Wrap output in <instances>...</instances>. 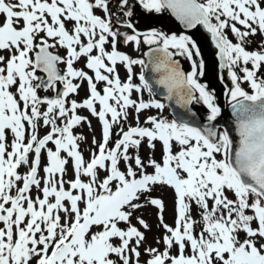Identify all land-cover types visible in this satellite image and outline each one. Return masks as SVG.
<instances>
[{
	"label": "snow or ice",
	"instance_id": "snow-or-ice-1",
	"mask_svg": "<svg viewBox=\"0 0 264 264\" xmlns=\"http://www.w3.org/2000/svg\"><path fill=\"white\" fill-rule=\"evenodd\" d=\"M165 15L182 30L153 25ZM201 29L218 65L190 34ZM258 35L264 0H0V264H264ZM209 73L238 140L216 123ZM173 102L184 111L169 120ZM82 109L101 125L87 160ZM158 190L172 194V224ZM146 207L161 247H145Z\"/></svg>",
	"mask_w": 264,
	"mask_h": 264
},
{
	"label": "rangeland",
	"instance_id": "rangeland-1",
	"mask_svg": "<svg viewBox=\"0 0 264 264\" xmlns=\"http://www.w3.org/2000/svg\"><path fill=\"white\" fill-rule=\"evenodd\" d=\"M153 25L161 28L164 31H168L169 29H171L172 31H181L182 29L175 23V21L172 20L171 17L165 15L164 16V20L163 19H158L156 21H153ZM252 43L249 46V50H254L258 47V45L264 41V37L261 36H255L251 38ZM201 44V48L202 51L204 50V55L203 58H205V61L208 65H213V64H217L216 59H213V56H211V54L209 53V51L207 50V47L204 48V46L202 45L201 41H198ZM211 45L213 46V44L211 43ZM122 49L127 50L128 52L131 53V55L133 57L139 56L140 53L135 52L131 47H124L123 45H121ZM183 65L185 67V70L188 71L190 70V62L184 61L181 58ZM136 72L139 73L140 68L139 66H137L136 68ZM124 70L123 68L120 69V74L121 77L124 78L125 74H124ZM209 79H212V83L213 85L216 87V89L218 88V90H216V95H217V100L221 102V104L223 105H230L228 98L224 95V88L223 86H221L219 84V82L215 79L212 78L211 73H209ZM138 83V82H137ZM246 89H247V85H243ZM86 95V91L84 89L81 90L80 92V96L78 97H73L75 99L81 100L85 97ZM144 97L145 99H148V93L145 92L144 93ZM162 101V100H161ZM163 102V101H162ZM197 108V107H196ZM197 111L201 114L200 117L202 120H204V116L205 113L201 112L198 108ZM80 114L84 115V116H88V119L91 121V128H89L87 125H85L82 128H77L75 129L76 134H83L86 137L85 141L81 142V150L84 154L85 159L87 160L89 158V153L90 150L93 149V145H92V139L93 137H95L97 140L101 139V125L98 122V120L95 117H92L87 110H80ZM147 114H156V110L153 109L150 111V113ZM147 114H143L141 116V119L144 118V115ZM163 115L168 118L169 120L173 119V115L169 112L168 108H166L163 112ZM222 129V128H221ZM44 132H46V129H42L41 130V135L44 134ZM117 137H113V139H116ZM157 158H159V152H157ZM21 171H24V169H22ZM72 178V174H71V169H69V173L68 176L66 177V179H71ZM154 196H158L161 199H163L167 205V212L165 213V220L167 223L172 224L173 223V217H172V194L170 191L167 190H158L155 192ZM137 215H142L143 218L150 224L151 226V231L147 232V241L145 244V247L151 246V247H161L160 245L156 244V240L159 239V237L162 235L163 233V229L158 227V218H157V210L153 207H146L144 209H141L140 212L137 213ZM135 223V221H133ZM143 231V229H141ZM142 253H143V249H141ZM148 257L146 255H142L141 256V264H143V261L146 260Z\"/></svg>",
	"mask_w": 264,
	"mask_h": 264
},
{
	"label": "water",
	"instance_id": "water-1",
	"mask_svg": "<svg viewBox=\"0 0 264 264\" xmlns=\"http://www.w3.org/2000/svg\"><path fill=\"white\" fill-rule=\"evenodd\" d=\"M201 37H202L201 42H202V45L204 46V48L207 47V50L209 51L211 56H214V51L211 48L210 43H209L210 39L206 38V34L205 33L204 34L202 33ZM216 57H217V55H216ZM181 63H182V61H181ZM182 66H183V63H182ZM183 68H184V66H183ZM147 75L149 77L152 76L151 73H148ZM154 87H155V85H154ZM160 92L162 93L163 89H160ZM158 98L163 99V96L160 95V96H158ZM164 101L169 103L166 100H164ZM168 108L170 109V112L173 115V117H174V112L176 114H180V113H183V111H184L183 109L179 108V106L176 105L174 102L172 103L171 107H168ZM221 110H222L221 111V116L216 121L218 127L222 128V129H228V131L232 135L233 139L234 140H238V136H237V134L235 132L234 116H233V113H232L231 105L229 107H226V108H221ZM192 111L196 113V122L197 123L203 122L202 119L199 117V115L197 114L196 110L193 107H192Z\"/></svg>",
	"mask_w": 264,
	"mask_h": 264
},
{
	"label": "flooded vegetation",
	"instance_id": "flooded-vegetation-1",
	"mask_svg": "<svg viewBox=\"0 0 264 264\" xmlns=\"http://www.w3.org/2000/svg\"><path fill=\"white\" fill-rule=\"evenodd\" d=\"M161 19L164 20V16L161 17ZM172 20L175 21L174 19H172ZM175 23H176L177 27L179 26V27L181 28V26L178 24V22L175 21ZM181 29H182V28H181ZM202 33L204 34L203 30L201 29V30H199V31H197V30H192V32H191L190 34H193L195 39H197L198 41H201V40H202V37H201ZM209 43H210V42H209ZM210 46H211V48H212L211 43H210ZM120 50H121V51L123 50L124 52H127L128 54L131 55V53L128 52L127 50H125V49L120 48ZM203 53H204V50L202 51V54H203ZM215 54H216V53H214L213 59H216ZM203 55H204V54H203ZM204 59H205V58H204ZM216 61H217V59H216ZM217 63H218V62H217ZM123 70H124V69H123ZM124 72H125V70H124ZM124 74L126 75V72H125ZM216 90H218V88H217ZM218 91H219V90H218ZM218 102H219V104H220L221 106H225V105L221 104L220 101H218ZM196 107H197L201 112L206 113V109H205L202 105L196 104Z\"/></svg>",
	"mask_w": 264,
	"mask_h": 264
},
{
	"label": "trees",
	"instance_id": "trees-1",
	"mask_svg": "<svg viewBox=\"0 0 264 264\" xmlns=\"http://www.w3.org/2000/svg\"><path fill=\"white\" fill-rule=\"evenodd\" d=\"M155 193H153V195H154Z\"/></svg>",
	"mask_w": 264,
	"mask_h": 264
}]
</instances>
